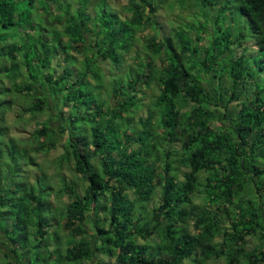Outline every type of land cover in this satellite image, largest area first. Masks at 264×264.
<instances>
[{"label": "trees", "instance_id": "obj_1", "mask_svg": "<svg viewBox=\"0 0 264 264\" xmlns=\"http://www.w3.org/2000/svg\"><path fill=\"white\" fill-rule=\"evenodd\" d=\"M159 1L0 0L3 263L264 264V0H194L204 22L173 35L157 22ZM193 21L204 45L188 32ZM128 53L136 73L114 77ZM153 78L158 92L145 104ZM20 98L17 116L40 118L31 136L46 147L7 135ZM126 112L134 117L123 128ZM57 145L58 164L69 163L83 186L60 175L49 183L31 157ZM52 194L69 201L52 209Z\"/></svg>", "mask_w": 264, "mask_h": 264}, {"label": "rangeland", "instance_id": "obj_2", "mask_svg": "<svg viewBox=\"0 0 264 264\" xmlns=\"http://www.w3.org/2000/svg\"><path fill=\"white\" fill-rule=\"evenodd\" d=\"M121 4L125 3L126 0H120ZM184 1V5L183 7L179 6V1L176 2V0H161L159 2H157L161 8H159V10L157 11L159 13V21L157 20V22H162L163 25L165 27H167L169 29V33H171L173 35V32L175 30V27H180L183 23L185 22H189L194 18H197L198 20H200L201 22H204V17L202 15V13H200V9L197 5H195L194 0H183ZM201 6V5H200ZM201 8V7H200ZM210 12H207L208 15H211L210 18L212 19L213 15L215 14V9H208ZM228 10V14L229 11H231L230 9ZM207 11V9H206ZM193 24L195 26L196 29H191L189 30V34L192 36V38L195 37L196 33L198 32V34H201L202 29H200L199 27V23L197 21H193ZM231 24L232 26V31L233 33H238L240 31V29L245 33H249V28L247 25H244L243 22L234 24V21H225L223 23V27L227 26ZM213 24L208 23V28L212 27ZM49 28V26H47ZM184 28V27H181ZM188 29V27H186ZM197 30V32H195ZM208 30V29H207ZM153 31V26H146L144 29H142L137 36V41H141L143 40L145 37H149L152 34ZM181 31V30H180ZM202 35V39L201 41L198 40H194L193 42L201 45H204V43H206V38L204 37V34ZM177 39V38H176ZM176 43V40L174 41ZM178 45L180 44V39H177ZM177 45V44H175ZM138 48L143 49L144 48V44L140 45ZM140 49H138L140 51ZM252 53L255 52V50L251 49ZM225 56H222L221 58H224ZM165 53L161 51V53L157 56L153 57V61L156 62L154 65L155 67L157 66V64H164L165 63ZM130 65L131 67L129 68ZM137 64L135 63V59H133L132 55H130L129 53L125 56V62L123 64V66L120 69H115L112 68V71H114L113 76L114 77H120L121 75H124L127 72H131V73H136L137 71ZM208 78V77H207ZM203 82L207 85L206 88L208 87V84L205 80H203ZM110 81H105L103 90L101 91L103 96L105 98H110V94L107 91L108 89H110ZM225 86L227 89V92H229L231 90V82L230 79L225 81ZM145 93L143 94V102L145 104L149 103L152 95L156 94L158 92V86H157V79L153 78L152 82L150 83L148 88L144 89ZM210 95V94H209ZM213 97V94H212ZM21 98L18 100V104L15 105L12 109L10 110L7 115H6V120L5 123L7 125V135L9 137H14L16 139V141L19 143V146L22 147L25 146L23 143L19 142V139H23L24 140H34L36 143H40L43 144V147H46L47 144V139L45 138V140L42 137H35V136H31L32 130L35 128V122L40 119V118H29V113L28 112H23L22 114V118H19L17 116V111L19 110V103L21 102ZM117 99L114 97H111L110 102L114 105L116 104ZM141 106V103H138L137 108L133 107L131 108L132 110H138L139 107ZM212 106H215V104H213ZM143 112L146 113V106L143 107ZM141 111V110H140ZM45 115H47L46 113H43L41 116L37 115L35 117H44ZM134 117V113H128L126 112L124 114V118L121 120V126L123 128H125V126L127 124H131L132 120ZM54 126L59 127V130H57L56 133V138L58 139V144L60 142V139L62 138V136L64 135L63 133V128L65 127L64 122L61 121L60 122V126H57V124L59 125V120L58 122H53ZM39 126V125H37ZM43 142V143H42ZM62 143V141H61ZM63 146V145H62ZM62 148L60 145H57L56 148H50L49 151L47 153L42 154V152L38 153V156L33 152L31 153V157L34 158V162L35 163H39L40 165V169H42L43 167V173L46 174L47 176V180L50 183H54V184H58L59 181V175L60 176H64L66 179H69L73 182H76L78 184H80L81 186H83L84 184V180L82 179V177L76 173L75 171H73L71 168H69L67 165L69 163H63L62 165L58 164L57 158L60 156V154L62 153ZM31 152V151H30ZM28 160V159H26ZM20 163H23V161H20ZM33 163H30L27 161L24 163V167L29 166L27 169L31 170L33 172L34 169H36L35 166L32 165ZM62 166V170H58L57 167ZM9 168V165H6ZM22 168V167H21ZM38 173L40 174V171L37 170ZM60 171V172H59ZM34 173V172H33ZM204 173L201 174V177H204ZM34 177V174H33ZM25 181L23 180L21 182V184H25ZM37 186V184H35ZM196 200H199V196L196 195ZM68 197L66 196H54L53 194L50 195V203L52 206V209H59L61 206L63 207V204L65 202H68ZM158 202V195L153 197L152 199H150L148 201V203H146V207L147 209H151L152 206L154 204H157ZM37 219V218H35ZM57 218L52 219L54 222L56 221ZM51 222L53 224V226H55L56 222ZM32 223V222H30ZM85 227H87V224H84ZM61 233V232H60ZM63 235V233H61ZM0 236H1V232H0ZM252 242L254 241V239L251 240ZM65 245L69 244L67 243V241H63ZM45 244V243H43ZM248 246H252L251 243H249ZM2 251H6V248L3 245H0V264H6L3 263V253ZM47 254V253H46ZM57 259V258H56ZM96 260L94 258H92L91 260H86L84 261V264H95ZM53 264H58L57 261H55ZM66 264H81L80 262H66Z\"/></svg>", "mask_w": 264, "mask_h": 264}]
</instances>
